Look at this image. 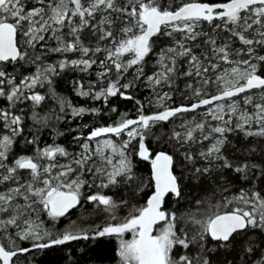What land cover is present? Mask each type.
<instances>
[{"label":"snow or ice","instance_id":"snow-or-ice-1","mask_svg":"<svg viewBox=\"0 0 264 264\" xmlns=\"http://www.w3.org/2000/svg\"><path fill=\"white\" fill-rule=\"evenodd\" d=\"M0 264H264V0H0Z\"/></svg>","mask_w":264,"mask_h":264},{"label":"trees","instance_id":"trees-1","mask_svg":"<svg viewBox=\"0 0 264 264\" xmlns=\"http://www.w3.org/2000/svg\"><path fill=\"white\" fill-rule=\"evenodd\" d=\"M121 110L124 111V110H132V105L130 103H122L121 104ZM80 214V210H74L73 211V214H72V219H77L78 216ZM67 221H65L66 223ZM107 243V242H105ZM114 244H115V241H112L110 244H109V247H114Z\"/></svg>","mask_w":264,"mask_h":264}]
</instances>
